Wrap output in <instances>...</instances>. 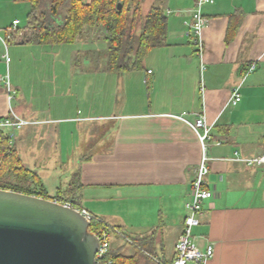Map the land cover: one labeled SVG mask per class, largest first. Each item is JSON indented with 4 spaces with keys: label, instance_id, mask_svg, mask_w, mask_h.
<instances>
[{
    "label": "crops",
    "instance_id": "crops-1",
    "mask_svg": "<svg viewBox=\"0 0 264 264\" xmlns=\"http://www.w3.org/2000/svg\"><path fill=\"white\" fill-rule=\"evenodd\" d=\"M156 1L144 4V13ZM196 2L161 0L166 43L113 84H93L102 72L80 70L77 54L65 53L63 44L32 43L21 21L3 27L0 118L12 108L35 121L16 131L13 143L51 195L80 172L82 207L134 232L142 248L171 261L203 157L198 134L181 116L193 121L205 114L211 127L205 187L215 196L204 201L195 241L202 249L215 243L208 264H264V164L236 160V151L242 158L264 155V0L205 3L210 22L202 57L185 35ZM39 60L45 62L34 67ZM109 72L107 82L113 81ZM237 85L242 98L232 106L227 103ZM122 254L156 264L137 247Z\"/></svg>",
    "mask_w": 264,
    "mask_h": 264
},
{
    "label": "trees",
    "instance_id": "trees-1",
    "mask_svg": "<svg viewBox=\"0 0 264 264\" xmlns=\"http://www.w3.org/2000/svg\"><path fill=\"white\" fill-rule=\"evenodd\" d=\"M17 1H26L32 6L26 26L32 43L70 44L82 38L85 33L89 34L92 28L95 31L103 27L106 31L103 38L109 43L106 71L123 73L141 69L148 52L166 43L168 16L161 0H157L146 13L143 11L144 0H68L66 14L57 24L46 20L42 10L43 0ZM66 1L51 0V15H57ZM236 24L237 20L235 25L230 23L229 38ZM11 137L10 132L0 130L1 189L70 202L75 208L82 207L80 172L73 175L66 189H59L56 195H51L39 173L25 164ZM109 225L103 218L94 215L90 231L107 228ZM110 256L115 264H138L134 257L124 256L119 251L111 250Z\"/></svg>",
    "mask_w": 264,
    "mask_h": 264
},
{
    "label": "water",
    "instance_id": "water-1",
    "mask_svg": "<svg viewBox=\"0 0 264 264\" xmlns=\"http://www.w3.org/2000/svg\"><path fill=\"white\" fill-rule=\"evenodd\" d=\"M90 226L57 199L0 188V264H95Z\"/></svg>",
    "mask_w": 264,
    "mask_h": 264
},
{
    "label": "built area",
    "instance_id": "built-area-1",
    "mask_svg": "<svg viewBox=\"0 0 264 264\" xmlns=\"http://www.w3.org/2000/svg\"><path fill=\"white\" fill-rule=\"evenodd\" d=\"M214 0H197L196 5L192 12V22L189 24L188 30L185 35L189 37L192 42L197 46L200 57L203 56V30L210 22V19L203 14L202 6L205 3H213ZM19 20L16 19L13 22L14 28L19 24ZM7 61L9 60L8 57ZM256 67V63L253 62L249 67L252 71ZM202 69H205V65L202 64ZM151 72V70H149ZM240 86L237 85L233 88L231 96L227 104L236 106L241 101ZM6 89L9 99H12L15 94L10 81L6 80ZM189 126L198 134L203 147V157L197 168L195 178L192 182V196L191 200L187 204L186 216L184 218L182 232L178 238L176 245V255L171 261H165L162 257L155 253L146 250L137 245L134 240L129 241L140 249L146 256H148L156 264H208L209 260L214 255V242H210L202 249L195 241L193 230L198 226L200 221V215L202 213L204 201L208 198L215 196V191L205 187V177L209 173L210 168L208 166V157L206 156V149L211 139V127L207 123L205 114H198V116L192 121L181 116ZM35 121H31L21 117L14 109H10L8 115L0 118V130H5L11 133V139L14 140V133L21 130L25 125L33 124ZM221 144V142H217ZM236 160H243L248 165H263L264 155L242 158L236 151ZM61 202V201H60ZM67 206L73 207L70 202H62ZM75 208V207H73ZM87 220L91 223L94 219V215L86 208H75ZM121 230L113 225H109L107 228H97L93 233L99 240L98 250L95 256V264H115V260L110 256L112 250L111 246V234L115 232L121 233Z\"/></svg>",
    "mask_w": 264,
    "mask_h": 264
},
{
    "label": "rangeland",
    "instance_id": "rangeland-1",
    "mask_svg": "<svg viewBox=\"0 0 264 264\" xmlns=\"http://www.w3.org/2000/svg\"><path fill=\"white\" fill-rule=\"evenodd\" d=\"M88 1V0H84ZM144 4L148 5L151 3V0H144ZM165 2V1H164ZM166 4V2H165ZM50 6H51V0H43L42 10H44L46 15V20L49 22H53L54 24L59 23L63 20V17L57 16L55 20L52 18L50 13ZM68 7V0L61 6L59 12H61V15L64 16L66 14ZM32 6L29 2L26 1H17V0H0V35L3 39H6L5 28L8 25L13 24V20L15 18L19 19L21 21L20 27H26L28 24V14L31 10ZM89 34H84L82 38L77 39L74 43L70 44H63L65 53L72 52L73 55L77 54V59L80 62V70H90L92 68H97V72L102 73H95L93 77V84L96 85H104V84H113L116 83V79L118 78L119 81L121 78L126 76V73H118V72H109L108 78H111L113 81L110 80V82H107V71L105 70V66L108 59V47L109 43L105 40L104 35H106V31L103 29V27H99L93 30ZM97 33V34H95ZM105 33V34H104ZM101 35V37H100ZM10 42L8 41V44ZM48 48H51L50 46ZM54 50H56V47H54ZM40 52L34 51V56H37ZM44 54V52H42ZM54 51L50 50L48 54H53ZM51 58V56H49ZM39 61H34L33 66H36V63ZM45 61L42 60V63ZM41 63V64H42ZM42 66V65H41ZM99 66V67H98ZM37 67V66H36ZM50 67V66H48ZM100 69V70H99ZM87 74L81 75V82L82 84L85 83V76ZM119 102V100H118ZM12 140V139H11ZM13 141V140H12ZM28 152V150H27ZM22 157L24 161H27L28 159L27 154L25 151H22ZM29 153V152H28ZM52 183V182H51ZM52 191L54 192L55 189L53 188ZM112 225V224H110ZM114 226V225H113ZM121 230V229H120ZM121 233L117 234L115 232H112L111 234V246L121 253H125L127 248L135 247L129 239L134 240L135 242V233L131 232L129 230H121ZM193 234H198L197 229L194 228ZM140 247L141 244L138 242L136 243Z\"/></svg>",
    "mask_w": 264,
    "mask_h": 264
}]
</instances>
